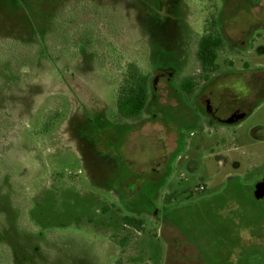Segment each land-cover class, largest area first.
I'll return each instance as SVG.
<instances>
[{"label":"rangeland","instance_id":"rangeland-1","mask_svg":"<svg viewBox=\"0 0 264 264\" xmlns=\"http://www.w3.org/2000/svg\"><path fill=\"white\" fill-rule=\"evenodd\" d=\"M212 29L197 94L237 101L264 82V0H0V264H264V95L204 126L182 94ZM131 65L151 78L136 122L116 105Z\"/></svg>","mask_w":264,"mask_h":264},{"label":"trees","instance_id":"trees-1","mask_svg":"<svg viewBox=\"0 0 264 264\" xmlns=\"http://www.w3.org/2000/svg\"><path fill=\"white\" fill-rule=\"evenodd\" d=\"M80 38H78L79 41ZM90 48L92 45L79 42ZM226 42L221 33L216 29L208 30L201 38L196 58L200 65V74L196 77L208 79L219 69L217 60L219 53L224 51ZM25 65V64H24ZM195 76H189L183 79L182 88L187 94H193L196 89V83L191 79ZM151 78L144 74L137 66L131 65L129 74L124 85L118 93L117 109L124 120L140 121L150 100ZM126 224L142 231L144 229V220L141 218H126Z\"/></svg>","mask_w":264,"mask_h":264},{"label":"flooded vegetation","instance_id":"flooded-vegetation-1","mask_svg":"<svg viewBox=\"0 0 264 264\" xmlns=\"http://www.w3.org/2000/svg\"><path fill=\"white\" fill-rule=\"evenodd\" d=\"M252 77L251 80L246 79L244 82L247 88V95L239 98L237 101H233L229 97V89L232 88V85L228 83L219 84L214 83L216 90H207V92H200L197 94L198 90L203 86L202 84L208 83L212 78L202 79L199 77L192 78L191 80L196 83V89L193 94H187L185 91L182 93L185 96H194L198 95L199 100L205 105V115L207 120L204 122V126L209 125L210 123H223V124H239L242 120L247 118L254 107L252 100L247 98L251 91H257L259 89V97L264 95L263 92H260L261 87H263L264 82ZM254 79V80H253ZM219 78H216V81H219Z\"/></svg>","mask_w":264,"mask_h":264},{"label":"water","instance_id":"water-1","mask_svg":"<svg viewBox=\"0 0 264 264\" xmlns=\"http://www.w3.org/2000/svg\"><path fill=\"white\" fill-rule=\"evenodd\" d=\"M255 197L258 200L264 199V179L256 186Z\"/></svg>","mask_w":264,"mask_h":264},{"label":"built area","instance_id":"built-area-1","mask_svg":"<svg viewBox=\"0 0 264 264\" xmlns=\"http://www.w3.org/2000/svg\"><path fill=\"white\" fill-rule=\"evenodd\" d=\"M204 189V188H203Z\"/></svg>","mask_w":264,"mask_h":264}]
</instances>
